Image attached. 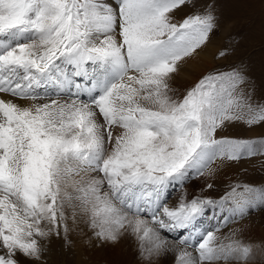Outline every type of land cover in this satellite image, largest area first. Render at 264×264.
Instances as JSON below:
<instances>
[{"label":"snow or ice","instance_id":"obj_1","mask_svg":"<svg viewBox=\"0 0 264 264\" xmlns=\"http://www.w3.org/2000/svg\"><path fill=\"white\" fill-rule=\"evenodd\" d=\"M221 23L215 0H0V94L15 98L0 95V264H44L51 239L69 245L77 222L101 243L134 238L144 264L168 252L174 264L252 258L239 229L218 234L251 185L167 203L192 172L264 155V139L217 137L226 124L264 123L245 71L207 72L182 96L172 86ZM49 86L56 98L38 91ZM209 211L211 230L198 225Z\"/></svg>","mask_w":264,"mask_h":264},{"label":"rangeland","instance_id":"obj_2","mask_svg":"<svg viewBox=\"0 0 264 264\" xmlns=\"http://www.w3.org/2000/svg\"><path fill=\"white\" fill-rule=\"evenodd\" d=\"M215 4L217 14L221 17L222 23L221 26L210 35L209 41L205 46L206 51L199 50L197 52L200 57H202L203 66H201V68L204 73L202 72L199 77L189 84V86L207 72H226L232 68H240L246 72L251 78V81L255 84L257 96L264 98V0H215ZM189 11V8L184 7L177 10L174 15L177 20H179ZM222 50H227V55L224 57L218 55ZM173 81H177V76L174 77ZM189 86H186L182 91H177V95L182 96L185 89ZM54 90V92H58L57 89ZM59 93L65 92L59 91ZM220 136L261 140L264 139V123L256 124L251 127L239 121L226 124L222 129L218 130L217 137L219 138ZM213 167L216 168V172L215 175L211 176L209 179L207 176H197L192 172L182 184L177 183L170 187V194L167 199L168 205L172 206L175 200H177L175 203L178 202L177 197L180 199L181 193L185 191L192 194L190 196L188 195L189 199L193 195L203 194L212 199L219 200L221 196L231 190L232 186L239 183L251 185L256 189L251 195L255 194L256 198L259 196L256 202H252L251 199H249V204L244 210L253 213H257L259 210L262 212L264 209V155L244 156L236 161L218 160ZM220 167H222V170H220ZM220 171H224L225 176L223 179L219 178ZM192 183L196 185L191 187L190 184ZM208 183L213 185L211 189L207 188L206 185ZM170 202L173 203L170 205ZM228 207H231V205H225V208ZM226 214L229 215L230 221L221 229L231 228L236 224L233 214ZM244 215L245 213H243L242 217ZM241 223L244 224L246 229L251 231L253 237L257 238L256 248L264 247V234L259 230L257 220L250 217ZM198 225L201 228L209 230L220 226L219 221L211 211L207 212L203 218L198 221ZM74 226L77 231L73 233V238L69 233L68 239L71 241L69 245L66 246L63 239L59 238L61 242H59V257L62 258L64 262L59 264H96L91 261L95 254V252L92 254L90 248V246L93 245L90 238V236H92L91 229L84 226L81 222L75 223ZM163 233L170 234V237L174 239L177 238V234L173 235V233L167 231ZM113 248L115 247H112V249ZM123 249H125V247H123ZM129 252L128 250V253ZM131 252V259L139 256L137 250ZM262 257H264V249L259 260L255 258L256 261L254 259L252 264H264V258ZM233 264H238V262H233Z\"/></svg>","mask_w":264,"mask_h":264},{"label":"bare ground","instance_id":"obj_3","mask_svg":"<svg viewBox=\"0 0 264 264\" xmlns=\"http://www.w3.org/2000/svg\"><path fill=\"white\" fill-rule=\"evenodd\" d=\"M201 51H206L205 47ZM202 63H203L202 57H200L199 53H197L193 57L189 58L186 62H183L179 73L176 75L177 81L172 82V86L174 89H176V92L184 90V88L186 86H189V84H191L197 77L200 76V74L203 72V69L201 68V66H203ZM54 89H55L54 87L49 86V87H47V89H38V91L41 93V95L47 94L49 96H52L53 98H56L57 92H54L55 91ZM0 95H4L6 99H15L13 97L8 96L7 94H0ZM59 97L61 99L67 98L65 93H59ZM81 98L86 99L87 97L84 96ZM18 102L21 104L26 103V101H23V100H20ZM220 170H222V167H220ZM224 176H225L224 171H220L219 178L223 179ZM207 178L209 179L210 177H207ZM193 185H196V184L195 183L190 184L191 187ZM194 190H195V188H194ZM188 195L190 196L192 194L188 193ZM249 197H250L249 199H251L252 202H256V200L259 198V196L256 198L255 194H253V195L250 194ZM177 199L179 201L178 197H177ZM175 201H177V200H175ZM175 201H174V203L170 202V205L173 203L172 206H170V207H174L177 204V202L175 203ZM243 213H245V215L243 217H242L243 214L241 215L239 212L233 214L234 222H236V224L233 225L231 228L221 229L219 235H226L232 229H239L240 232H239L238 238L242 239L245 243H251L253 245L252 258H250L246 262H244V264H252V261L255 258L257 260H259V257L261 255V253L263 252L264 247L256 248L257 238L253 237V234L251 233V231L246 229L244 224L241 222H243L244 220H246L250 217L255 218L257 220L259 230L264 234V209L262 210V212L259 210L257 213H253V212H249L248 210H244ZM82 224L84 226H87L86 223H82ZM75 231H77V230L73 224L71 227V231L69 232L72 238H73V233ZM91 231H92V229H91ZM174 234H176V233H173V235ZM91 235H92V233H91ZM163 235L167 236L169 239H174V238L170 237V234H164L163 233ZM90 238H91L92 244H93L92 246H90V248L92 250V254H94V252H95L91 261L95 262L96 264H144V261L140 257V255L138 257L137 256L134 257V259L130 258V255H132L131 251H136V250L138 251L136 241L134 240V238H132L130 236L123 237L122 238L123 240L121 239L120 242L115 244V245L110 244V243H101V242L99 243V240L96 237H94L93 235L90 236ZM59 242H60L59 238L53 237L51 239L50 243L48 244L49 250L44 257V264H59V263L63 262L62 258L59 257V248H60ZM72 244H73V239H72ZM112 247H115V248L112 249ZM123 247H125V249H123ZM128 250L130 251L129 253H128ZM138 253H139V251H138ZM193 254L195 255L194 251H193ZM262 258H264V257H262ZM256 259H255V261H256ZM26 264H35V262H26ZM155 264H174V253H172V252L165 253L164 255L160 256L156 260Z\"/></svg>","mask_w":264,"mask_h":264}]
</instances>
